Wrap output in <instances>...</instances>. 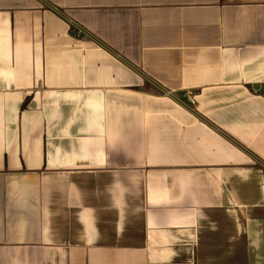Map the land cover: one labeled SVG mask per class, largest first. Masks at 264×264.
<instances>
[{"label":"crops","instance_id":"crops-1","mask_svg":"<svg viewBox=\"0 0 264 264\" xmlns=\"http://www.w3.org/2000/svg\"><path fill=\"white\" fill-rule=\"evenodd\" d=\"M0 264H264V0H0Z\"/></svg>","mask_w":264,"mask_h":264},{"label":"trees","instance_id":"trees-1","mask_svg":"<svg viewBox=\"0 0 264 264\" xmlns=\"http://www.w3.org/2000/svg\"><path fill=\"white\" fill-rule=\"evenodd\" d=\"M25 106V105H24Z\"/></svg>","mask_w":264,"mask_h":264}]
</instances>
